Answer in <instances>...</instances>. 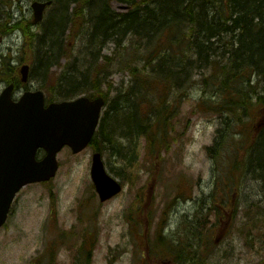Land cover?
Segmentation results:
<instances>
[{"label":"rangeland","instance_id":"obj_1","mask_svg":"<svg viewBox=\"0 0 264 264\" xmlns=\"http://www.w3.org/2000/svg\"><path fill=\"white\" fill-rule=\"evenodd\" d=\"M32 1L11 0L9 8L0 7V14L7 11L8 20L16 24L5 26L6 33L0 31V61L8 55L17 69L22 64L32 66L37 58L20 29H29ZM4 2L7 6L8 1ZM109 4L115 12L126 11L119 2ZM55 8L48 6L44 19L33 26L34 33ZM72 35L71 30L65 38L70 42V61L86 54L84 36ZM126 37L120 45L107 42L102 49V54L111 57L106 67L109 86L101 88L103 92L109 88L110 98L133 80L120 58L148 47L146 39ZM186 55L193 59L189 51ZM67 63L68 58L59 57L49 70L50 79ZM137 65L141 67L142 61ZM211 70L198 66L190 81L173 86L170 96L177 97L178 104L174 129L168 134L166 149L161 147L164 151L150 152L141 138L132 164L112 152L102 155L109 165L107 172L123 186L113 198L101 202L95 192L89 174L94 152L90 145L77 154L67 146L61 149L55 177L27 184L16 194L0 230V264H50V254L53 264H86L87 258L89 264H264V183L246 173L237 175L236 183L222 178L220 186L218 178L221 172L224 175L228 159L215 160L208 150L222 126L219 114L199 106L201 94H215ZM202 77L207 81H201ZM6 85L0 82V93ZM27 87L39 88L35 79ZM227 151L242 155L239 148ZM37 154L43 156L42 151ZM160 233L165 238L162 247L174 248L165 258L162 244L157 246Z\"/></svg>","mask_w":264,"mask_h":264},{"label":"trees","instance_id":"obj_2","mask_svg":"<svg viewBox=\"0 0 264 264\" xmlns=\"http://www.w3.org/2000/svg\"><path fill=\"white\" fill-rule=\"evenodd\" d=\"M7 1L5 6L0 0V7L9 8L11 0ZM110 1L53 0L56 8L38 33H34L31 22L29 29L20 27L25 42L33 44L37 55L29 79L37 81L46 101L80 94L104 96L107 108L90 146L102 155L112 152L132 164L141 138L152 153L166 149L178 104L177 97L170 96L175 83L190 81L198 66L212 67L213 80L209 79L215 94H201L199 106L222 118V126L208 147L215 160L228 159L218 184L222 186L225 177L236 183L237 175L246 173L264 183V109H260L264 106V0H116L128 6L125 12H115ZM6 13L0 14V31L5 33V26H16ZM71 30L72 37L84 36L86 53L72 61L70 42L65 40ZM127 35L146 39L148 47L140 54L134 50L120 58L133 80L110 98L109 88L106 92L101 88L109 86L106 67L111 57L102 54V49L107 42L120 45ZM188 51L193 59L186 55ZM62 56L68 58L67 67L50 79L51 66ZM140 61L143 65L138 67ZM18 72L8 55H2L0 82L28 89ZM201 81L207 79L202 77ZM244 117L248 121H243ZM229 148H239L242 155L228 153ZM158 238L162 258L171 255L172 245L162 247L165 238L161 233ZM54 260L50 254V264ZM85 262L89 264V259Z\"/></svg>","mask_w":264,"mask_h":264},{"label":"water","instance_id":"obj_3","mask_svg":"<svg viewBox=\"0 0 264 264\" xmlns=\"http://www.w3.org/2000/svg\"><path fill=\"white\" fill-rule=\"evenodd\" d=\"M50 3L51 0L31 3L33 25L43 19V11ZM29 67V64L20 67L22 82L28 80ZM13 89L8 84L0 93V228L22 186L55 176L58 151L68 146L77 154L88 146L105 102L101 95L92 99L79 95L45 105L41 89L24 91L18 100L12 98ZM38 150L45 153L40 159ZM91 162V179L99 200H108L119 193L121 184L107 173L100 152L92 154Z\"/></svg>","mask_w":264,"mask_h":264}]
</instances>
